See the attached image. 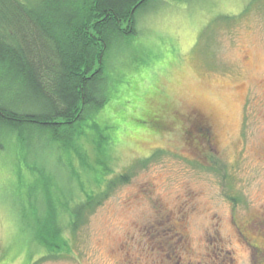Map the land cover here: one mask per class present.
Listing matches in <instances>:
<instances>
[{
  "label": "rangeland",
  "instance_id": "374dc122",
  "mask_svg": "<svg viewBox=\"0 0 264 264\" xmlns=\"http://www.w3.org/2000/svg\"><path fill=\"white\" fill-rule=\"evenodd\" d=\"M136 29L108 50L110 97L86 119L83 161L0 129V264H214L216 244L248 264L233 223L264 211V0H153ZM130 167L76 231L63 213L66 250L39 245L45 194L70 209Z\"/></svg>",
  "mask_w": 264,
  "mask_h": 264
},
{
  "label": "trees",
  "instance_id": "16d2710c",
  "mask_svg": "<svg viewBox=\"0 0 264 264\" xmlns=\"http://www.w3.org/2000/svg\"><path fill=\"white\" fill-rule=\"evenodd\" d=\"M152 1L0 0V129L16 133L18 143L25 142L24 132L35 133L45 145L60 144L81 157L86 119L109 101L108 50L115 40L136 35V15ZM103 140L99 135L94 142L97 155ZM96 157L93 182L99 185L108 169ZM131 168L107 182L101 195L82 189L84 199L70 209L65 204L55 210L45 194L39 245L51 252L65 249L63 213L76 231L116 185L128 182Z\"/></svg>",
  "mask_w": 264,
  "mask_h": 264
},
{
  "label": "flooded vegetation",
  "instance_id": "af4514ba",
  "mask_svg": "<svg viewBox=\"0 0 264 264\" xmlns=\"http://www.w3.org/2000/svg\"><path fill=\"white\" fill-rule=\"evenodd\" d=\"M152 122L162 123V120L156 117ZM214 145H216L215 141ZM233 229L235 234L240 236L238 244L247 251L248 264H264V211L247 221L245 226L233 223ZM216 245H218L217 250L210 256L214 264H240L233 254L223 252L221 244Z\"/></svg>",
  "mask_w": 264,
  "mask_h": 264
}]
</instances>
